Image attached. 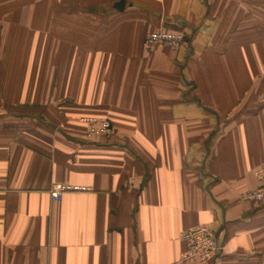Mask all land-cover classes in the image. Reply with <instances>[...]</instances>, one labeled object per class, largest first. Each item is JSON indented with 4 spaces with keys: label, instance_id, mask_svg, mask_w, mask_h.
Returning a JSON list of instances; mask_svg holds the SVG:
<instances>
[{
    "label": "crops",
    "instance_id": "1",
    "mask_svg": "<svg viewBox=\"0 0 264 264\" xmlns=\"http://www.w3.org/2000/svg\"><path fill=\"white\" fill-rule=\"evenodd\" d=\"M262 166L264 0H0V264H264Z\"/></svg>",
    "mask_w": 264,
    "mask_h": 264
},
{
    "label": "built area",
    "instance_id": "2",
    "mask_svg": "<svg viewBox=\"0 0 264 264\" xmlns=\"http://www.w3.org/2000/svg\"><path fill=\"white\" fill-rule=\"evenodd\" d=\"M186 34L181 30L158 29L147 34L144 40V46L149 50L156 47H170L179 49L186 47ZM86 125V132L89 136L99 135L109 137L113 133L112 122L108 118H88L83 119ZM260 184L254 188L245 191L242 196L246 200L264 202V166L255 171ZM66 187L56 185L51 191L54 199L62 198ZM186 248L182 253V260L206 261L210 259L219 249L216 233L205 223H199L185 229L181 234Z\"/></svg>",
    "mask_w": 264,
    "mask_h": 264
},
{
    "label": "water",
    "instance_id": "3",
    "mask_svg": "<svg viewBox=\"0 0 264 264\" xmlns=\"http://www.w3.org/2000/svg\"><path fill=\"white\" fill-rule=\"evenodd\" d=\"M118 4L122 6L124 3H123V1H121V2H120V3H118ZM119 5H116V6H117V8H118V6H119Z\"/></svg>",
    "mask_w": 264,
    "mask_h": 264
}]
</instances>
